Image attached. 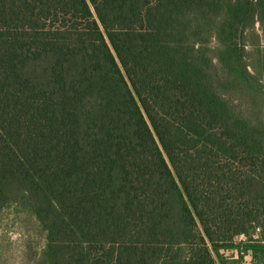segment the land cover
<instances>
[{"label": "trees", "instance_id": "trees-1", "mask_svg": "<svg viewBox=\"0 0 264 264\" xmlns=\"http://www.w3.org/2000/svg\"><path fill=\"white\" fill-rule=\"evenodd\" d=\"M11 206L43 264H264V0H0Z\"/></svg>", "mask_w": 264, "mask_h": 264}, {"label": "rangeland", "instance_id": "rangeland-1", "mask_svg": "<svg viewBox=\"0 0 264 264\" xmlns=\"http://www.w3.org/2000/svg\"><path fill=\"white\" fill-rule=\"evenodd\" d=\"M44 249L45 232L33 215L14 206L0 211V264H43ZM220 254L227 264H252L249 254L241 261L237 251L221 250Z\"/></svg>", "mask_w": 264, "mask_h": 264}, {"label": "crops", "instance_id": "crops-1", "mask_svg": "<svg viewBox=\"0 0 264 264\" xmlns=\"http://www.w3.org/2000/svg\"><path fill=\"white\" fill-rule=\"evenodd\" d=\"M250 255V254H249Z\"/></svg>", "mask_w": 264, "mask_h": 264}]
</instances>
